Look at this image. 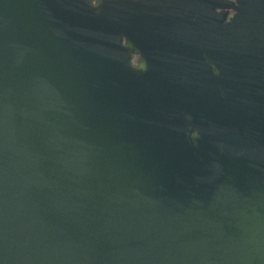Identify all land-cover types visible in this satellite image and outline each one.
I'll return each mask as SVG.
<instances>
[{
	"label": "water",
	"instance_id": "1",
	"mask_svg": "<svg viewBox=\"0 0 264 264\" xmlns=\"http://www.w3.org/2000/svg\"><path fill=\"white\" fill-rule=\"evenodd\" d=\"M0 264H264V0H0Z\"/></svg>",
	"mask_w": 264,
	"mask_h": 264
},
{
	"label": "flooded vegetation",
	"instance_id": "2",
	"mask_svg": "<svg viewBox=\"0 0 264 264\" xmlns=\"http://www.w3.org/2000/svg\"><path fill=\"white\" fill-rule=\"evenodd\" d=\"M229 12H230L229 15H231V14L233 13L231 10H230ZM137 58H138V56H135V57H134V61H136Z\"/></svg>",
	"mask_w": 264,
	"mask_h": 264
}]
</instances>
